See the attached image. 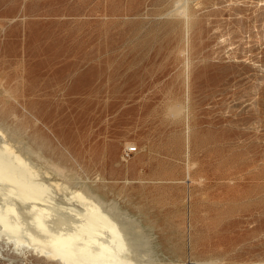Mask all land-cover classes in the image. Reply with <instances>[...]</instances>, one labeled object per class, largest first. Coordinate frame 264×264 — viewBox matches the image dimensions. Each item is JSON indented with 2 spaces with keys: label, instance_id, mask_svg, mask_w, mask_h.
<instances>
[{
  "label": "rangeland",
  "instance_id": "374dc122",
  "mask_svg": "<svg viewBox=\"0 0 264 264\" xmlns=\"http://www.w3.org/2000/svg\"><path fill=\"white\" fill-rule=\"evenodd\" d=\"M173 1L0 0L21 101L0 118L152 225L164 263L264 264V0Z\"/></svg>",
  "mask_w": 264,
  "mask_h": 264
},
{
  "label": "bare ground",
  "instance_id": "6f19581e",
  "mask_svg": "<svg viewBox=\"0 0 264 264\" xmlns=\"http://www.w3.org/2000/svg\"><path fill=\"white\" fill-rule=\"evenodd\" d=\"M182 1L183 0H177V2H182ZM186 5H184V7ZM190 10L191 9L189 8V11ZM182 13L187 15L186 9ZM177 15L179 16V14ZM21 51L19 53H21ZM180 54L182 55V53ZM20 71H23V69ZM14 78L16 77L14 76ZM50 78L52 77L50 76ZM88 78L90 80V77ZM187 84L189 85V83ZM0 95L4 97L5 101H14L18 104L21 103L20 99L17 98L14 91L12 90V87L2 77H0ZM74 100L78 101V98ZM178 101L179 99L176 100L177 103ZM187 102L189 101L187 100ZM61 103H63V101ZM177 103H176L177 107L173 110V113L175 114L174 117H177L176 115H181V114L185 116L183 112H185L184 110L186 109L183 105L186 102H184L183 105H178ZM80 115L82 117V114ZM45 116H43V118ZM180 118L181 116H179V119ZM48 122L49 121H47V123ZM47 127L48 126L45 125V128ZM37 130L38 129H36V131ZM40 130L41 129H39V131ZM188 137L190 136L188 135ZM189 147L191 146L189 145ZM196 182L197 181H195V183ZM214 227H218V224L217 226ZM243 229H248V228H243ZM0 255L5 256L6 258L12 261L14 260L13 264H19L20 262H24L25 264H27L29 262L32 263L33 260L34 261L36 260L37 264L42 262H44L45 264H166L164 263V259H163V249H161V243L159 241L158 236L154 232V228L152 227V225H145L139 216L134 215L129 210L123 208L117 201L114 200L111 201L105 198L95 189L93 185L81 182L80 178L78 180L72 179L71 175L68 173V170L63 168L60 164L55 163L51 158L45 155L42 146H36V144L33 141H31L25 134L20 132V130H18L15 125L1 118H0ZM196 264L199 263H197L196 261ZM203 264H224V263L220 259H211L207 262L205 261Z\"/></svg>",
  "mask_w": 264,
  "mask_h": 264
},
{
  "label": "built area",
  "instance_id": "2783aa9c",
  "mask_svg": "<svg viewBox=\"0 0 264 264\" xmlns=\"http://www.w3.org/2000/svg\"><path fill=\"white\" fill-rule=\"evenodd\" d=\"M137 151V148L135 147H128L126 150H125V156L126 157H129L131 155H133L135 152Z\"/></svg>",
  "mask_w": 264,
  "mask_h": 264
}]
</instances>
